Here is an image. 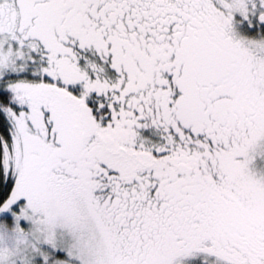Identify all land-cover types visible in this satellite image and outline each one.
<instances>
[{
  "label": "snow or ice",
  "instance_id": "6c2138e0",
  "mask_svg": "<svg viewBox=\"0 0 264 264\" xmlns=\"http://www.w3.org/2000/svg\"><path fill=\"white\" fill-rule=\"evenodd\" d=\"M0 264H264V0H0Z\"/></svg>",
  "mask_w": 264,
  "mask_h": 264
}]
</instances>
